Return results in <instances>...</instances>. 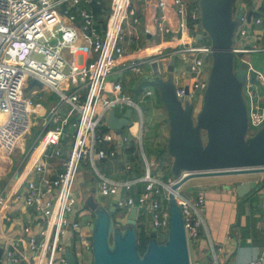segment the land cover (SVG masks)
<instances>
[{
  "label": "built area",
  "instance_id": "2783aa9c",
  "mask_svg": "<svg viewBox=\"0 0 264 264\" xmlns=\"http://www.w3.org/2000/svg\"><path fill=\"white\" fill-rule=\"evenodd\" d=\"M154 1L157 10L152 17L153 25L164 34L178 31L181 37L185 35L181 47L173 54L177 52L183 60L189 81L178 83L175 75L176 94L182 103L192 102L196 95L198 103L208 84L212 62L206 32H202L206 37L203 42L195 40L191 33V29L200 24L198 5L187 9L186 0ZM100 3L101 0H0V109L5 112L0 122V144L7 152H11L30 129L33 97L44 90L58 95L56 103L43 116L44 122H53L54 126L46 132L40 131L36 138L42 140V149L29 171L38 175L27 178L24 189H16L13 193L16 200L32 207L44 219L43 227L38 230L39 237L27 234L35 264H68L63 253L70 231L79 227L76 216L80 210L76 207L73 183L82 159L89 162L99 176L98 196L114 195L113 202L119 208L148 209L159 238L160 230L164 233L168 224L167 193L174 178L163 181L153 176L144 153L146 167L142 176L115 180L98 169L103 160L121 154L132 139L109 127L106 116L111 108L136 106L133 98L122 91L121 81L109 75L125 55L123 23L129 15L131 24L138 22L133 0H111L103 26L92 7ZM171 8L177 18L176 28L169 23ZM253 21L264 22V15L255 16ZM248 35L244 25H237L232 45L235 58L247 68L242 87L247 108L246 136L264 123V76L245 57L259 48L255 44H241ZM52 38L56 39L53 43L50 42ZM77 54L84 55L81 62L76 60ZM166 59L167 55L157 51L147 57L131 59L128 65L135 71L143 62L156 65L163 76L168 72ZM249 72L261 82L260 93L255 92L256 83ZM33 77L40 80L42 86L34 84L26 93L24 88ZM67 128L71 130L72 142L62 162L63 170L50 175L45 171L46 158L62 154L60 138L67 134ZM138 137H141L140 132ZM48 146H53L52 152L47 151ZM130 167L129 161H125L124 168ZM122 190L127 191L124 196L119 195ZM175 196L181 204L187 241L196 240L205 201L204 190L200 188L195 196H187L177 189ZM6 199L4 190H0V207ZM261 228L264 231V216ZM29 229V226L24 227L25 232ZM78 237L83 239L84 235L78 234ZM85 247L91 249V243L87 242ZM5 254L8 264H21V255L13 248H5ZM263 258L264 252L249 264H262ZM206 264H220L214 249L213 257Z\"/></svg>",
  "mask_w": 264,
  "mask_h": 264
},
{
  "label": "crops",
  "instance_id": "0c3cea01",
  "mask_svg": "<svg viewBox=\"0 0 264 264\" xmlns=\"http://www.w3.org/2000/svg\"><path fill=\"white\" fill-rule=\"evenodd\" d=\"M102 1L104 6L102 13L97 14L94 5L92 7L101 21L100 23L104 26L111 0ZM186 1L188 2L187 9L192 8L193 5H198L200 10V0ZM133 6L136 9L138 22L131 24L127 20V29L123 30L125 55L122 62L113 66L109 78L121 81L122 91L133 98L141 121H143L142 118L145 120V139L148 145L149 157L145 154L142 145L141 151L150 161L148 163L150 173L160 180L170 181L173 179L171 173L172 155L166 149L163 155L160 154V149L163 148L162 143H165L167 148L169 120L157 85L153 81L157 75L154 72V65L143 62L140 69L135 71L128 64L131 59L141 56L147 57L158 51L163 55H167L168 69L171 56L176 48L181 47L185 35L181 37L178 31L164 34L153 25L152 17L157 10L154 0H133ZM233 9L234 13L243 9V14L237 19L236 26L239 24L244 25L249 33L245 42L241 44H255L259 49L254 52L263 56L261 57L262 61L258 60L255 63L252 62L249 54H245V57L251 66L264 76V22L255 23L253 21L255 16L264 15V0H233ZM168 13L170 25L176 28L177 18L175 17L174 8H171ZM202 32H204V29L201 22L191 29V33L194 34L195 40L198 42L206 41L205 36H200V34H203ZM83 58V54L76 55L78 62H81ZM237 62L238 66L244 65L246 67L243 62L238 60ZM185 69L183 60L176 52L174 69L172 71L168 70L163 76L159 74V76L174 78L176 75L178 83L188 82L189 75L184 71ZM249 73L256 83L255 92L260 93L262 91L261 82L256 80L253 72ZM42 92L39 98L38 96L33 97L34 102L29 129V131L32 129L36 120L39 121L41 128L37 134L40 131L42 133L46 132L54 126L53 122H44L43 116L58 100L56 92L53 91L56 98L52 97L51 90H44V95ZM196 107L199 108L198 104ZM124 110L125 108L117 107L116 114L120 116ZM133 115L132 108L129 125L135 124L137 121V118ZM4 117L5 112L0 109V122ZM135 130L136 125H133L132 131ZM27 133L18 140L11 152H7L0 144V190H4L7 196L0 207V248L2 249L0 264L9 263V259L5 254V248L7 247L13 248L16 253L21 255V264H35L34 252L28 246L27 234H36L39 237L38 230L44 225V219L32 207L16 200L13 196L16 189L21 191L24 189L27 178L37 177L38 175L29 170L40 149H42V140H36V137L29 149L26 150L25 137ZM140 140H142L141 137ZM71 142V130L67 128V134L60 138V146L63 148L62 154L60 156L50 155L46 158L47 167L45 171L48 174L54 175L63 170L62 162ZM52 147L48 146L47 151L52 152ZM126 160L131 164V172L123 167ZM134 162L130 158H124L123 160L116 157L103 160L98 164V169L104 175L115 180L126 179L130 176H142L146 167L145 162L144 165L135 162L137 163L136 167ZM85 169H81L77 174L81 177L79 199L76 203L77 209L80 210L76 216L79 227L70 231L65 242V247L68 246L73 253L75 250L80 251L78 257L76 256L78 264H91L92 261L91 249L85 251L87 242L91 243L89 224L92 219L88 211L82 209V203L86 190L91 189L92 186L97 187L99 179L95 171L89 168ZM83 176H97L93 177L94 179L92 178L93 180L97 179V181H85ZM162 176L165 178L163 179ZM252 178L258 179L257 185L239 194L234 182ZM200 188L204 190L205 201L200 211L199 236L196 240L188 242L190 264H206L213 257V249L217 253L220 264H249L253 258L262 254L264 252V231L261 228L264 216V173L195 176L188 178L178 187V189L184 191L181 193L187 196H195ZM126 193L127 191L122 190L119 195L124 196ZM113 198L114 195L100 196V201L110 204L113 202ZM147 210L142 208L138 211L137 224L152 226L150 213H147ZM26 226L30 227L28 232L24 231ZM78 234L84 235L83 239H80ZM15 242L16 244H14ZM262 264H264V258Z\"/></svg>",
  "mask_w": 264,
  "mask_h": 264
},
{
  "label": "water",
  "instance_id": "95a60500",
  "mask_svg": "<svg viewBox=\"0 0 264 264\" xmlns=\"http://www.w3.org/2000/svg\"><path fill=\"white\" fill-rule=\"evenodd\" d=\"M243 9L234 13L233 0H200V22L211 44V66L208 84L203 92L201 106L196 110L197 96L192 102L182 103L175 89L174 78L159 76L154 83L166 107L169 120L167 150L172 155L173 180L167 193L168 224L161 238L150 226L145 248L138 247L136 206L124 215L123 225L114 224L118 212L115 203L105 204L91 187L83 204L93 214L91 232V264H190L181 204L175 192L188 178L218 174L264 173V123L252 135L246 136L247 108L243 97V82L247 77L244 65L235 66L232 50L237 19ZM61 32L58 31L60 37ZM202 36V34H200ZM56 39L52 38L51 43ZM175 54L168 70L174 69ZM42 86L37 78H30L24 90L32 85ZM188 85L185 86L187 91ZM132 108L126 107L118 116L109 109L106 121L117 132L130 123ZM257 178L235 181L239 194L253 188ZM146 225V224H145ZM148 229V228H147ZM0 248V263H1ZM63 256L68 264H78L76 255L67 246Z\"/></svg>",
  "mask_w": 264,
  "mask_h": 264
},
{
  "label": "rangeland",
  "instance_id": "374dc122",
  "mask_svg": "<svg viewBox=\"0 0 264 264\" xmlns=\"http://www.w3.org/2000/svg\"><path fill=\"white\" fill-rule=\"evenodd\" d=\"M131 19L132 18L129 15L127 17L128 22ZM125 29H127V26H126V23L124 22L123 23V30H125ZM249 55H250L251 60H252L253 63H255V61H258V60L260 61L261 60V57H263V56H261L260 53H255V52H251V53H249ZM235 64H236L235 66H238L237 60H235ZM164 74H166V73H164ZM26 93H29V89L26 91ZM42 94L43 95L45 94L44 91L42 92ZM39 97H40V95L38 96V98ZM52 97L56 98V96L54 95L53 91H52ZM243 97H245L244 92H243ZM195 104L196 105L198 104V107H200L201 106V101H199L198 103H195ZM197 109L198 108L196 107V110ZM133 114H134L133 116L135 118H137L136 123L135 124H131V125L128 124V125L124 126L121 129V132L123 134L127 135L128 137H132V139L128 142V146L126 147V149L121 153V155H118L117 157H120L123 160H124V158H126V159L130 158V159L134 160L135 162H138V163L144 165V162L145 161L143 160V155H142V151H141V148H142L141 145L143 146V150H144L145 154L149 157V154H148V145H147V141L145 139V131H146V129H145V127H146L145 120H144V118H142L143 121L141 122V118L139 116V111H138V108L136 106H133ZM133 125H136V130L135 131H132V126ZM40 128H41V123L36 120L35 125L32 126V129L30 131H28V133H27V135L25 137L26 138V140H25V149L26 150H28L29 147H30V145H31V143H33L35 141V138L37 137V135H38L37 133L40 130ZM139 132L141 133V139L142 140H140V138L138 137V133ZM131 144L133 146L132 150L127 151V148ZM162 145H163V148L160 149V154L163 155L165 153V149L167 150V148H166V144L165 143H162ZM146 155H145V158L147 159V156ZM160 157H157V158H160ZM147 163H150V161H148V159H147ZM81 167H83L84 169L85 168H89V169L95 171L92 168L91 164L89 162L85 161L84 159H82V161L79 164V167H78V170H77V174L81 171V169H83ZM93 177H97V176H83V178H84L85 181L90 180V181L96 182L97 179L96 180H93L94 179ZM98 178H99V176H98ZM162 178L164 179L165 177L162 176ZM80 179H81V177L76 175L75 180H74V183H73V194L75 195V199L76 200L79 199L78 193H79L80 186H81ZM179 190H180V192H184L181 189H179ZM87 191L88 190H86V194L88 193ZM90 218L93 219V215H91ZM123 223H124V215L122 214L121 211L116 212L114 214V224L115 225H123ZM137 230H139V226H137ZM162 236H163V230H160V237H162ZM89 250H90V248H85V251H89ZM79 252H80L79 250H77V251L75 250L74 251V253L76 254L77 257L79 255Z\"/></svg>",
  "mask_w": 264,
  "mask_h": 264
},
{
  "label": "trees",
  "instance_id": "16d2710c",
  "mask_svg": "<svg viewBox=\"0 0 264 264\" xmlns=\"http://www.w3.org/2000/svg\"><path fill=\"white\" fill-rule=\"evenodd\" d=\"M94 8H95V12L98 14V13H102V10L104 9V6H103V1L101 0V3L100 4H95L94 5ZM100 15V14H99ZM236 60V59H235ZM132 148H133V146H132V144L127 148V151H129V150H132ZM126 161H128V160H126ZM135 163V162H134ZM136 164L137 163H135V167H136ZM123 167H124V165H123ZM128 171H130L131 172V167L128 169ZM138 185H140V183L138 184ZM143 235H144V233H143V231L142 230H140V232H139V236H138V247H139V250L142 252L143 250H144V248H145V241H144V237H143Z\"/></svg>",
  "mask_w": 264,
  "mask_h": 264
},
{
  "label": "flooded vegetation",
  "instance_id": "af4514ba",
  "mask_svg": "<svg viewBox=\"0 0 264 264\" xmlns=\"http://www.w3.org/2000/svg\"><path fill=\"white\" fill-rule=\"evenodd\" d=\"M95 189H96V191H95V194H96V197L100 200V196H98V194H97V187L95 186ZM90 191H91V189H88V193H90ZM87 193V194H88ZM86 194V195H87ZM85 195V196H86ZM118 208V211H121L122 213H124V212H126L127 211V209L126 208H119V207H117ZM82 209H84V210H86V211H88V214H89V216H91V215H93L92 214V211L88 208V207H86L83 203H82ZM147 213H149L148 211H147ZM138 226V225H137ZM148 228V229H147ZM149 228H150V226H146V229L144 230V235H143V237H144V243H146V241H147V237H148V230H149ZM157 229V228H156ZM157 231V230H156ZM138 236H139V234H138ZM159 238V237H158Z\"/></svg>",
  "mask_w": 264,
  "mask_h": 264
}]
</instances>
